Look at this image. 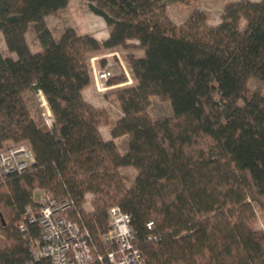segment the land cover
<instances>
[{"label":"trees","instance_id":"1","mask_svg":"<svg viewBox=\"0 0 264 264\" xmlns=\"http://www.w3.org/2000/svg\"><path fill=\"white\" fill-rule=\"evenodd\" d=\"M169 1L186 0H86L109 29L99 41L69 25L57 36L47 27L44 17L68 0H0V32L15 54L0 52V149L26 143L32 154L24 170L0 171V264L33 260L31 246L41 243L26 211L38 214L35 189L66 200L68 218L87 231L84 264H112L106 253L116 246L101 239L111 205L130 215L146 264H264V228L255 225L258 211L264 221V93L246 85L249 77L264 84V0L229 1L216 24L193 9L167 27L154 15ZM29 27L35 52L25 40ZM131 39L141 50L128 56L134 83L104 94L118 116L103 139L107 112L82 96L89 56ZM36 92L50 127L31 112ZM150 95L171 113L152 118ZM123 135L120 152L114 139ZM124 167L134 168L129 183Z\"/></svg>","mask_w":264,"mask_h":264},{"label":"built area","instance_id":"2","mask_svg":"<svg viewBox=\"0 0 264 264\" xmlns=\"http://www.w3.org/2000/svg\"><path fill=\"white\" fill-rule=\"evenodd\" d=\"M113 55L123 69L122 62L114 52L97 55L90 59L91 81L97 92L102 93L112 86L108 80L114 75V60L109 58ZM101 59L103 63H100ZM124 73H126L125 70ZM43 101L42 105L45 108V112L42 113L43 122L50 127L53 118L44 98ZM31 161V150L26 143L0 149V171L3 173L20 172ZM35 199L39 204L38 214L35 215L30 206L26 207V211L28 221L37 222L42 229L41 243L31 246L33 260L23 264H35L34 261L39 258H45L48 264L87 263L91 259L88 234L86 230L80 228L78 223L68 218L65 212L68 207L67 201L56 200L44 191H41ZM107 215L109 228L101 235V239L104 243H112L116 246L114 250L107 251V260L112 264H146L140 250L134 245L130 215L116 205L108 207ZM151 226L152 222L148 221L146 227L150 229ZM23 229V224H20L19 230Z\"/></svg>","mask_w":264,"mask_h":264},{"label":"rangeland","instance_id":"3","mask_svg":"<svg viewBox=\"0 0 264 264\" xmlns=\"http://www.w3.org/2000/svg\"><path fill=\"white\" fill-rule=\"evenodd\" d=\"M232 0H186L185 2L182 1H169L168 4L165 7V10L162 13H156L154 15L155 19L158 20V22L164 26L167 27H174L179 26L184 22V20L187 18L188 14L193 9H199L203 11L206 14L207 22L209 24H216L220 21L221 14L223 12L224 5ZM88 9L86 6V0H70L68 4V8L66 12H63L62 14H54L52 16H48L44 19V23L49 27L55 36L59 34V32L62 30L63 27L67 25H71L72 23L77 24V28L79 30H85L90 29L94 30L95 33L100 35L103 30L106 29L103 22H101L100 18L96 15H94V18H88L87 13ZM153 17V18H154ZM102 29V30H101ZM25 40L27 42V45L29 47V50L32 52H35L40 49L39 43L35 37V33L32 28H28L25 32ZM138 41L136 39H131L127 41L126 46H115L110 48L101 49L99 51H96L94 53H91L89 56V64L91 57L101 55V54H108L111 52H114L122 62L124 66V70L126 73H124V70L120 67V63L118 62V59L116 56H109V58H112L114 60V75L111 77L108 81L114 83L119 81L118 85L114 86V88L110 89V87L105 90L104 92L100 93L97 92V90L94 88V85L92 84V81H90L89 85V91L93 95L94 90L97 94V104L96 105H102L104 107L109 121L113 120L118 115V108L116 103L114 102L112 96L109 94L106 98V104H103L102 101H100L103 94H107L110 91L119 88L124 85H130L134 83L131 70L129 67L128 62V56H137L141 53L140 48L138 47ZM0 52L4 56H12L14 57L15 54L11 51H9L4 43L3 36L0 32ZM247 88L250 90H259L260 92L264 93V84L261 80L255 78V77H249L246 81ZM113 86V85H112ZM111 86V87H112ZM103 98V97H102ZM43 97L40 92H36L31 96H28V104L30 106L31 112L35 116H39L43 120L42 113L44 111V106L42 105ZM44 102V101H43ZM146 109L148 113L151 115L152 118L157 119L161 118L163 116H166L171 113V106L168 102L159 100L155 95H150L148 104L146 106ZM101 130L105 133V129L107 124L101 123ZM116 145L120 152L126 147V140L124 137H119L117 139ZM125 176H127V183L131 181L134 175V168L131 167H124L121 170ZM38 196V194L35 196V198ZM88 206V203L86 204ZM258 219L255 222L256 227L258 228H264V221L261 217L260 212H257Z\"/></svg>","mask_w":264,"mask_h":264},{"label":"crops","instance_id":"4","mask_svg":"<svg viewBox=\"0 0 264 264\" xmlns=\"http://www.w3.org/2000/svg\"><path fill=\"white\" fill-rule=\"evenodd\" d=\"M69 2H70V0H68L67 4H66L64 7H55V8H53V9L51 10V12H50L48 15H46V16L44 17V19L47 18L48 16H52V17H53L54 14H62L63 12H66V10H67V8H68V4H69ZM94 15H96V14H94V13H92V12H90V11H88V13H87V17H88V18H94V17H93ZM96 16H98V15H96ZM98 17L100 18L101 22H103L104 26L106 27V29L103 30V32H101L100 35H98L97 33H95L94 30H90V29L79 30V29L77 28V24H76V23H72V24L69 25V26H72V27H73L78 33H89V34L93 35L97 40H99V41H103V40L106 39V37L108 36V31H109V29H108V27L105 25V23H104V21L102 20V18H101L100 16H98ZM48 28H49V27H48ZM101 30H102V29H101ZM137 44H138V43H137ZM112 49H114V48L112 47ZM118 82H119V81L114 82V83L109 82L111 85H113L112 87H110V89H112V88H114V86L118 85V84H119ZM89 86L93 88V86H91V85L86 86V87L82 90V96H83V98H84L87 102H89L90 104H92V105L95 106V107H100V108L104 107V106H102V105H96V104H97L96 102H98V101H97V96H96L97 94L95 93V90H94V94L92 95V94L90 93V91H89V90H90V89H89ZM93 89H94V88H93ZM102 97H103V98H102ZM102 97H101L100 101H102L103 104H106L105 98H106L107 96H105V95L103 94ZM117 116H118V115H117ZM116 118H117V117H116ZM116 118H114L113 120H111V121H109V122L106 123L107 126H106V129H105V133L102 132V130L100 129L101 126L99 125L98 129H99V132H100V134H101V136H102L103 139H109V138H110V134H109L110 124H111V122L114 121ZM119 137H124V139L126 140V136H124V135H123V136H119ZM119 137H117V138L114 139L115 143L117 142V139H118ZM125 149H126V147L122 150V152H124ZM40 192H41V190H39V189H35V190L33 191V197L35 198V196H36L37 194H39ZM90 199H91V194H90V193H86V194H85V203H84V208H85L86 210H90V208H91V205H90ZM87 203H88V206L86 205Z\"/></svg>","mask_w":264,"mask_h":264},{"label":"water","instance_id":"5","mask_svg":"<svg viewBox=\"0 0 264 264\" xmlns=\"http://www.w3.org/2000/svg\"><path fill=\"white\" fill-rule=\"evenodd\" d=\"M4 224V220L0 217V226Z\"/></svg>","mask_w":264,"mask_h":264}]
</instances>
